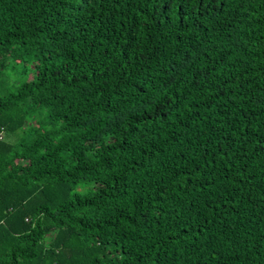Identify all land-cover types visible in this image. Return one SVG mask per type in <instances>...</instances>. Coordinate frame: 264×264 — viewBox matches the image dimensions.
<instances>
[{"label": "trees", "instance_id": "1", "mask_svg": "<svg viewBox=\"0 0 264 264\" xmlns=\"http://www.w3.org/2000/svg\"><path fill=\"white\" fill-rule=\"evenodd\" d=\"M0 136V264H264V0H0Z\"/></svg>", "mask_w": 264, "mask_h": 264}, {"label": "rangeland", "instance_id": "2", "mask_svg": "<svg viewBox=\"0 0 264 264\" xmlns=\"http://www.w3.org/2000/svg\"><path fill=\"white\" fill-rule=\"evenodd\" d=\"M16 137H11L10 141H15Z\"/></svg>", "mask_w": 264, "mask_h": 264}, {"label": "built area", "instance_id": "3", "mask_svg": "<svg viewBox=\"0 0 264 264\" xmlns=\"http://www.w3.org/2000/svg\"><path fill=\"white\" fill-rule=\"evenodd\" d=\"M0 139H1V136H0Z\"/></svg>", "mask_w": 264, "mask_h": 264}]
</instances>
